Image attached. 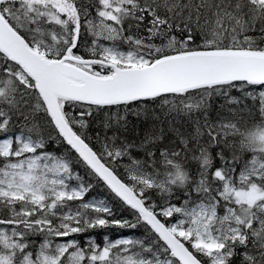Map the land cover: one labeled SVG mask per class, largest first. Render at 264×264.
<instances>
[{"label": "snow or ice", "instance_id": "1", "mask_svg": "<svg viewBox=\"0 0 264 264\" xmlns=\"http://www.w3.org/2000/svg\"><path fill=\"white\" fill-rule=\"evenodd\" d=\"M0 264H264V0H0Z\"/></svg>", "mask_w": 264, "mask_h": 264}, {"label": "trees", "instance_id": "2", "mask_svg": "<svg viewBox=\"0 0 264 264\" xmlns=\"http://www.w3.org/2000/svg\"><path fill=\"white\" fill-rule=\"evenodd\" d=\"M245 119H247V117H245ZM129 120L131 121V125L134 126L135 131L140 132L141 134L143 133V130L146 127H148L150 124L153 123L151 119L144 121L143 119H137L136 117H133V116H130ZM133 136H134V133L130 132L129 138H133ZM49 150L60 153L63 150V146H58V145L53 144V145H50ZM79 171H80V174L83 175L84 170L79 169ZM93 183L95 184V181H93ZM89 195L97 199H100V198L110 199L108 192L100 184H95L93 191ZM112 203H113L114 211L116 212L117 218H122V217L128 218L129 217L128 210L122 209L118 202L113 201ZM132 231L139 233V232H142V229H137V230H132ZM128 232L129 230H125V229L109 228V229H102V230L97 231L96 236H97V239L99 240L102 233H108L110 236L116 237L119 235L127 234Z\"/></svg>", "mask_w": 264, "mask_h": 264}]
</instances>
